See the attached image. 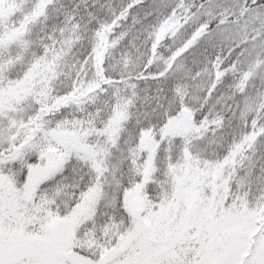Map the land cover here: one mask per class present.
Instances as JSON below:
<instances>
[{
	"label": "snow or ice",
	"instance_id": "1",
	"mask_svg": "<svg viewBox=\"0 0 264 264\" xmlns=\"http://www.w3.org/2000/svg\"><path fill=\"white\" fill-rule=\"evenodd\" d=\"M0 264H264V0H0Z\"/></svg>",
	"mask_w": 264,
	"mask_h": 264
}]
</instances>
